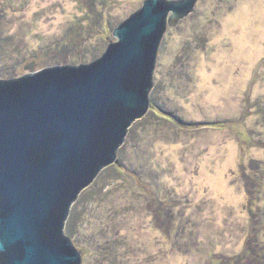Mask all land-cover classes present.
Masks as SVG:
<instances>
[{
  "label": "rangeland",
  "instance_id": "1",
  "mask_svg": "<svg viewBox=\"0 0 264 264\" xmlns=\"http://www.w3.org/2000/svg\"><path fill=\"white\" fill-rule=\"evenodd\" d=\"M143 0H0V79L97 59ZM146 114L71 203L80 264H264V0H198Z\"/></svg>",
  "mask_w": 264,
  "mask_h": 264
},
{
  "label": "water",
  "instance_id": "2",
  "mask_svg": "<svg viewBox=\"0 0 264 264\" xmlns=\"http://www.w3.org/2000/svg\"><path fill=\"white\" fill-rule=\"evenodd\" d=\"M198 0H143L95 60L0 79V264H80L69 207L146 114L163 34Z\"/></svg>",
  "mask_w": 264,
  "mask_h": 264
}]
</instances>
